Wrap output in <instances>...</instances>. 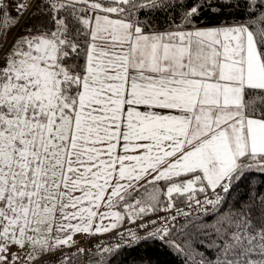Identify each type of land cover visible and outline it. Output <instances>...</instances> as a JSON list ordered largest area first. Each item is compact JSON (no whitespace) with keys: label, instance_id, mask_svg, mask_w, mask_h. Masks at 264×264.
<instances>
[{"label":"snow or ice","instance_id":"obj_1","mask_svg":"<svg viewBox=\"0 0 264 264\" xmlns=\"http://www.w3.org/2000/svg\"><path fill=\"white\" fill-rule=\"evenodd\" d=\"M254 172L264 0H0V264H264Z\"/></svg>","mask_w":264,"mask_h":264},{"label":"trees","instance_id":"obj_2","mask_svg":"<svg viewBox=\"0 0 264 264\" xmlns=\"http://www.w3.org/2000/svg\"><path fill=\"white\" fill-rule=\"evenodd\" d=\"M262 180H264V177H262L259 172H254L250 177V181H246L245 184L250 182L251 186L253 188H255L261 184ZM240 191L241 192L245 191L244 185L241 186ZM135 255H136V253H127L126 256L122 257V258H126L128 260H131ZM157 258L160 261V264H174L173 256H169V255L165 254V252L163 250H160L158 252Z\"/></svg>","mask_w":264,"mask_h":264},{"label":"built area","instance_id":"obj_3","mask_svg":"<svg viewBox=\"0 0 264 264\" xmlns=\"http://www.w3.org/2000/svg\"><path fill=\"white\" fill-rule=\"evenodd\" d=\"M185 211H187V209L185 208ZM160 216H164L165 212L161 211L159 213ZM155 218V217H152ZM129 227H132L131 224H129ZM116 242L114 235L111 233H105L102 235H98L96 237L91 238V243L93 245H95L96 243H103L105 246L110 245V244H114ZM86 246V245H85Z\"/></svg>","mask_w":264,"mask_h":264}]
</instances>
